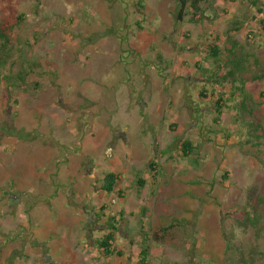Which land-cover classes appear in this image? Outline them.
Masks as SVG:
<instances>
[{
	"label": "rangeland",
	"instance_id": "1",
	"mask_svg": "<svg viewBox=\"0 0 264 264\" xmlns=\"http://www.w3.org/2000/svg\"><path fill=\"white\" fill-rule=\"evenodd\" d=\"M201 7L178 22V0L13 2L25 18L0 69V264H134L143 244L149 264H264V0ZM234 45L248 69L218 85ZM116 214L123 256L105 257L96 240Z\"/></svg>",
	"mask_w": 264,
	"mask_h": 264
},
{
	"label": "trees",
	"instance_id": "2",
	"mask_svg": "<svg viewBox=\"0 0 264 264\" xmlns=\"http://www.w3.org/2000/svg\"><path fill=\"white\" fill-rule=\"evenodd\" d=\"M8 1H9L8 9L11 12V14L13 15L14 20L8 21L6 23H0V54H1L0 55V69L4 66V64L7 61L6 59L9 58V55H10L9 47L12 43L11 33L14 30V28L18 27L19 24L25 18L24 15H20V16L16 17V11L12 8V4L15 0H8ZM178 1L180 3V7H181L179 12H178V15L176 16L178 22L184 21L186 15H187L186 10L188 7L193 9L195 21L200 18L199 14L202 11V7H201L202 0H178ZM259 16L263 17V19H261L260 21H258ZM254 21H258L260 27L264 31V9H262V8L258 9L257 17H254ZM235 25H237V26L234 27V30L240 31L241 25L239 23H236ZM237 48H238L237 45H234L231 49H228V53L230 55L227 58V62L223 63V66H219V70H222L224 67H226L225 71L223 73L214 74L213 77L211 78V81H214L218 85H223V86L225 83H233V84L237 85L238 78L242 77L244 75V73L247 71L248 66H249V62H250L249 60L251 58V56L248 57V55L247 56L238 55L235 52V50ZM212 52H213L212 57H214L216 59H220L222 50L220 49V47L218 45H215L214 47H212ZM27 70H28V68H24L23 71L20 72V74L17 77H15V79L18 81L25 82L26 77L29 75V72ZM0 75H2L1 71H0ZM0 78H3V77L0 76ZM263 78H264V75H261V76L254 78V79L256 81H259V80H263ZM8 79H10V78L9 77L7 78L5 76V80H8ZM244 86H245V84L243 81L241 88L236 87V86H234V87L236 90H238L241 93V92H245ZM247 102H248V100H247V98H245L244 108H246ZM224 104H227V101H225L223 96H222L219 98V100L217 102V111L219 114H222L221 110L223 109ZM182 148H183L184 156H186V157L189 156L193 152V145L189 141H185L183 143ZM152 169L155 171V167H153ZM225 178H227V174L225 175ZM117 180H118V175H116L114 173L108 174L105 178L104 190L111 193L114 190V187L116 185ZM138 183L140 186H143L144 181L139 180ZM103 209H104V207H103ZM122 215L123 214H116L115 216L110 218V224H108V226H109L108 234L105 235L103 239L96 240V248L105 257H111L113 255H118L120 257L123 256V254L121 252H119L116 249V247L114 246L116 233L118 231V222L116 221L117 220L116 218H117V216H122ZM252 223L254 226L255 221L253 220ZM166 231H168V229H166ZM145 236L147 237L148 235L146 234ZM153 237H156V238L158 237V239H161L159 234H156V236H153ZM143 246L144 247L141 249V251L139 253L138 260L134 264H149L150 246H148L146 244H143ZM233 249H234V245L231 244L228 240V250L230 252H232ZM232 264H247V263H244V261L241 260L240 263L233 262Z\"/></svg>",
	"mask_w": 264,
	"mask_h": 264
},
{
	"label": "built area",
	"instance_id": "3",
	"mask_svg": "<svg viewBox=\"0 0 264 264\" xmlns=\"http://www.w3.org/2000/svg\"><path fill=\"white\" fill-rule=\"evenodd\" d=\"M114 202H115V200H114Z\"/></svg>",
	"mask_w": 264,
	"mask_h": 264
}]
</instances>
